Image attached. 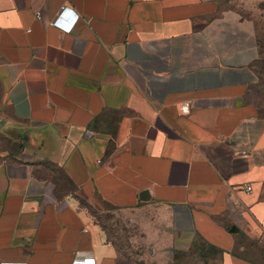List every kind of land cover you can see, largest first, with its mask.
<instances>
[{
  "label": "crops",
  "instance_id": "crops-1",
  "mask_svg": "<svg viewBox=\"0 0 264 264\" xmlns=\"http://www.w3.org/2000/svg\"><path fill=\"white\" fill-rule=\"evenodd\" d=\"M255 61L217 0H0V264H119L93 196L154 258L264 264Z\"/></svg>",
  "mask_w": 264,
  "mask_h": 264
},
{
  "label": "rangeland",
  "instance_id": "rangeland-1",
  "mask_svg": "<svg viewBox=\"0 0 264 264\" xmlns=\"http://www.w3.org/2000/svg\"><path fill=\"white\" fill-rule=\"evenodd\" d=\"M217 1L220 12L226 14L233 25H237L245 32L256 48L255 69L258 74V86L256 92L252 91L251 96L257 101H264V94H261L264 93V0ZM262 108L264 110V105ZM88 202H92V205ZM78 203L104 229L107 241L117 251L119 264H203L191 254L177 256L173 261L152 257L148 245L142 239L139 224L143 219L141 215L134 217V223H127L125 215L107 212L109 208L96 196H93L91 201L87 197H79ZM262 251V254H250L248 257L264 260V245Z\"/></svg>",
  "mask_w": 264,
  "mask_h": 264
},
{
  "label": "trees",
  "instance_id": "trees-1",
  "mask_svg": "<svg viewBox=\"0 0 264 264\" xmlns=\"http://www.w3.org/2000/svg\"><path fill=\"white\" fill-rule=\"evenodd\" d=\"M258 75V74H257ZM258 84V80H257V83H256V85L253 87V89H252V91L253 92H256V90H257V85ZM252 91H251V94H250V96H249V100H250V102H251V104L255 107V109L257 110V113H258V115L260 116V117H262V118H264V110H263V108H262V106L264 105V101H257L256 99H254L251 95H252ZM262 95L264 94V93H261ZM104 230V229H103ZM105 232V231H104ZM204 245L205 244H202V248L204 247ZM210 248L209 247H206V250L203 252V254H202V257H205L206 255H208V254H212V255H215L217 252H218V250H216V249H213V253H210L209 250Z\"/></svg>",
  "mask_w": 264,
  "mask_h": 264
},
{
  "label": "built area",
  "instance_id": "built-area-1",
  "mask_svg": "<svg viewBox=\"0 0 264 264\" xmlns=\"http://www.w3.org/2000/svg\"><path fill=\"white\" fill-rule=\"evenodd\" d=\"M64 9H65V7H62L61 8V11L64 10ZM181 113L183 115H188L189 114L188 104H186V103L185 104H182V106H181ZM242 154L245 155V153H242ZM246 190L247 191H250L251 189L249 187H247ZM73 264H93V263L91 262V260H79V259H75L73 261Z\"/></svg>",
  "mask_w": 264,
  "mask_h": 264
},
{
  "label": "water",
  "instance_id": "water-1",
  "mask_svg": "<svg viewBox=\"0 0 264 264\" xmlns=\"http://www.w3.org/2000/svg\"><path fill=\"white\" fill-rule=\"evenodd\" d=\"M1 122H2V121H1V119H0V125H1ZM147 193H148V192H142V194H141V200H142V201L147 200V199L143 198L145 195H147Z\"/></svg>",
  "mask_w": 264,
  "mask_h": 264
}]
</instances>
